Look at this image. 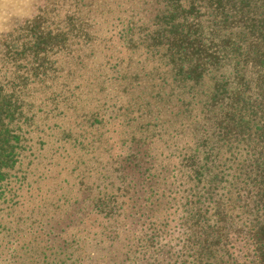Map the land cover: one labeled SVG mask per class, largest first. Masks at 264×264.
Returning a JSON list of instances; mask_svg holds the SVG:
<instances>
[{
  "label": "trees",
  "instance_id": "1",
  "mask_svg": "<svg viewBox=\"0 0 264 264\" xmlns=\"http://www.w3.org/2000/svg\"><path fill=\"white\" fill-rule=\"evenodd\" d=\"M75 6L0 41V264H264V0Z\"/></svg>",
  "mask_w": 264,
  "mask_h": 264
},
{
  "label": "rangeland",
  "instance_id": "2",
  "mask_svg": "<svg viewBox=\"0 0 264 264\" xmlns=\"http://www.w3.org/2000/svg\"><path fill=\"white\" fill-rule=\"evenodd\" d=\"M78 0H0V41L9 38V34H19L26 25L39 15H45V22L52 9L63 13L74 10ZM54 11V10H53ZM50 24V23H49Z\"/></svg>",
  "mask_w": 264,
  "mask_h": 264
}]
</instances>
